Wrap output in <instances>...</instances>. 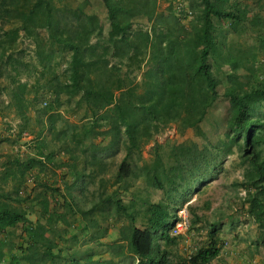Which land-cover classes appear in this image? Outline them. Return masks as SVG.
Returning a JSON list of instances; mask_svg holds the SVG:
<instances>
[{
    "label": "trees",
    "instance_id": "16d2710c",
    "mask_svg": "<svg viewBox=\"0 0 264 264\" xmlns=\"http://www.w3.org/2000/svg\"><path fill=\"white\" fill-rule=\"evenodd\" d=\"M102 1L110 25L107 34L100 17L84 11L88 0H78L72 5L62 0H0V75L8 79L5 87L9 104L22 122L27 121L28 109L34 107L35 120L40 124L38 135L31 138L33 154L16 148L6 155L0 154V234L20 229L21 240L20 253L14 250L7 255L0 253V264L79 263L78 257L69 258L56 240L64 238L66 227L73 224L66 213L57 211L56 203L52 204L50 191L62 195V204L73 212L81 227L91 229L90 235L98 241L108 230V224L99 223L93 211L101 203L113 206L112 210H104L107 215L104 219L108 221L113 216L125 219L119 227L118 239L107 243L116 256L130 257L137 264H170V250L160 243L162 239L169 244L177 237L170 233L176 219L170 205L177 194L186 195L193 179L191 169L186 172L185 165H189L186 161L193 166L196 159H204V150L194 140H182L170 144L174 165L167 166L158 152L151 162L145 159L139 168L135 160L141 156L142 146L166 124L175 123L179 131L193 128L201 134L200 122L220 94L229 99L230 107L225 138L214 148L221 154L237 151L243 177L235 180L234 185L246 189L244 201L248 203L249 214L264 229V112L259 110L264 104V77L250 72L243 78L237 72L239 62H232L227 72L228 83L220 93L221 79L210 62L221 22L234 30L246 20L258 24L259 38L264 44L260 13L250 14L245 0H187L188 7H181L180 11L193 15L185 25L180 23L173 0H169L167 14L158 13L159 0ZM251 1L258 9H264V0ZM138 15L151 21L150 31L134 27ZM13 21L18 24L10 25ZM19 38L32 41L36 60L24 57L23 48L17 47ZM49 41L71 51L62 78L52 67ZM122 64L126 67L123 73ZM96 69L101 74L94 75ZM135 69H142L140 80L132 75ZM40 72L50 73L42 85L54 97L53 104L43 100L44 108L35 106L36 96H30L29 78L37 74L35 81L40 82ZM77 93L89 118L79 122L67 120L66 126H57L62 117L61 95L71 97ZM43 129H47L48 135L42 138ZM23 131L20 128L17 138ZM98 137L100 140L108 137V144L100 145ZM121 143L126 151L115 176L111 180L99 178L98 192L90 196L88 207L87 200L79 202L74 192L65 194L60 186L40 176L48 165L65 167L73 171V186L82 185L86 165L93 167L87 174L93 179V171L105 168L98 153L107 148L116 152ZM138 176L144 177L148 198L144 200L138 193L137 200L132 197L125 202L119 193L127 189L129 178ZM28 180L33 183L30 189L19 193ZM10 182L12 189L6 188ZM153 190H158L161 196L152 197ZM34 212L39 214L36 219L29 217ZM58 221L62 224L57 228ZM218 228L217 222L209 224V240L188 257L189 264L208 262L219 254L223 241L217 235ZM86 256L85 262L98 263L93 260L92 249L87 250Z\"/></svg>",
    "mask_w": 264,
    "mask_h": 264
},
{
    "label": "rangeland",
    "instance_id": "374dc122",
    "mask_svg": "<svg viewBox=\"0 0 264 264\" xmlns=\"http://www.w3.org/2000/svg\"><path fill=\"white\" fill-rule=\"evenodd\" d=\"M76 1L78 0H62L63 3L66 2L71 5L75 4ZM173 2L174 10L180 15V23L185 25L188 24L193 13L190 12L187 14V12L185 13L180 11L181 7H188L187 0H173ZM245 2L249 4L250 14L259 12L261 19L264 21V9H258L251 0H245ZM168 6L169 0H159L157 6L158 13L167 14L169 11ZM84 11L96 13L101 19L104 28V34H107L110 25L107 19L106 7L103 1L88 0L84 7ZM17 24L18 23L16 21L10 23V25ZM151 26L152 23L147 19L146 16L138 15L134 18V27H142L150 31L152 28ZM41 32L44 34L45 30L41 29ZM259 35V25L252 24L250 20H246L245 22L241 23L235 30L232 29L228 23L221 22V25L218 29L217 45L211 49L210 58L213 70L221 79V83L218 87L220 93H222L228 83L227 72L231 70L232 62H239L237 72L241 74L243 78H246V76L251 73L256 75L261 73L260 70L264 63V44H262L260 41ZM17 47L18 49L23 48L22 53L26 59H37L35 55V47L30 39L19 38L17 41ZM47 47L53 52V57L51 59L53 69L61 76V78L64 77L71 51L66 46L56 42L49 41L47 43ZM38 68L40 69L41 67L39 66ZM121 68V72L123 73L126 67L122 64ZM141 70L142 69H135V71L132 73V75L136 76V80H140L142 78ZM93 73L94 75H99L101 74V71L96 69ZM39 74L41 78L40 82L35 81L37 74H34L29 78V82L31 84L30 96H36L34 101L35 106L44 108L42 103L43 100L47 99L49 104H53L54 97L49 92V89L42 85L48 79L50 73L46 72L42 74L40 72ZM38 83H40V85ZM7 84L8 79L5 76L0 75V120L1 122H7V124H11L8 126L10 127L11 131L10 129L8 131L10 134H16V140H0V154H4V152L8 153L11 150L12 144L14 145L12 147H15L19 150L23 148L21 147L22 144H24L23 149H30V143L32 141L31 138L33 136H37L40 129V124L35 120L36 111L34 107L28 109V118L26 122H22L21 119L20 121H15L16 116L14 115V107L9 104V97L5 87ZM34 86L37 88V91L35 90ZM229 107V99L220 94L219 97L208 108L206 115L200 122L202 129L201 134L197 133L193 128H186L183 131H179L175 123H169L163 127H160V129L149 139V141L142 146L141 156L135 160L137 163V168H139L145 159L151 162L155 156V153L158 152L167 166L174 165L175 158L170 153V144L182 140H194L197 142L198 147L204 150V159H196L193 166L190 167L192 162L189 163L186 161L187 164H189L188 167L185 165L186 172L189 173L191 169V172L193 173V179H191L189 182L188 192L186 195H183V193L177 194V199L174 200V203H177L178 206L175 212L181 206L185 204L187 205L189 211L188 228L177 235L176 240L169 244L160 239L161 245L164 246L166 244L169 248L170 259L177 257V254H183V252L185 253L186 250H184V248L189 250L197 244H203V237L208 226L206 224L197 223L198 221L196 218L201 213H203L201 206L205 205L206 202H223L226 205L229 202L233 203L235 206H237L235 213L236 216L240 218L238 222L241 221L240 225L236 226L234 230H238V232L253 231V226H251L249 219L245 217L242 211L245 202L244 196L246 194V189L243 186L234 185L235 180H240L243 177V169L239 165L238 153L237 151H234L229 154H221L217 151V148H214V145L219 142V140L225 138ZM259 110L264 112V104L259 106ZM59 111L62 114V117L57 120V126H66L67 120L69 122L85 121L87 119L84 118L89 114L85 104L80 100L78 93L71 97H68L66 94H62L59 102ZM45 114L47 113H43L42 115L45 116ZM18 122H20L22 125L20 128H23L24 132L28 133L27 136L22 135L17 138V134L20 130L18 127ZM46 134L48 135V131ZM97 140H100V137H98ZM103 140H108V137H105ZM103 140H101V142ZM123 148L124 147L121 145L122 150H119L118 153L116 152L114 157L116 156L119 158L123 153ZM108 178L111 180L113 176ZM133 178L137 183L143 184V176ZM32 184V181L28 180L25 187H23V189L21 187L19 193L23 194L25 191H28L27 188L32 186ZM11 185L12 183L10 182L8 185H6V188L12 189ZM95 185L96 184L91 185L92 187H89L90 189L88 188L84 190V193H81V190H78V192L76 191L78 188H74L75 190L73 192L77 195L79 202L87 200L85 204L86 207H88L90 204L88 203L91 198L90 196L96 194V192L92 193V188L93 191H95V187H93ZM112 189L113 186L109 187L108 191H111ZM159 194L160 193L158 191L154 192V195L159 196ZM119 195L125 202H128V193L124 192V190H121ZM56 196L60 201H63L62 195L56 194ZM52 202H55L56 205H62V202H58L55 197L52 199ZM13 203L18 204L16 201H13ZM189 204L193 206V209L190 208ZM98 207L99 208L97 209L96 213L99 215L101 209L103 210V208L105 211L113 209V206L108 203H103ZM67 214H70L69 216L73 225L66 227L67 231L64 233V238L67 237L69 232L72 235L70 234L68 237L69 239L66 238V240H64L65 243H63L60 239H58L57 242L63 247L64 253L68 255L69 258L75 256L78 257L79 263L77 264H137L136 260L130 257L119 258L118 256H113L111 253H109L110 251L107 244L109 240H107V238L111 236L110 233L104 240L98 241L96 238H94V236L90 235L91 229H85L84 227H81L79 223H77V218H74L75 216H73V212L70 211ZM33 216V214L29 215L30 218H33ZM115 221L116 220L113 216L108 219V221L101 220V224H108L109 226V223ZM58 227L60 226L58 225L57 228ZM14 230L13 232H2L0 235H2L1 238L3 239L8 237L12 238V236L14 238L17 237L16 240H14L12 250H14L16 253H20L19 246L21 240L20 237L17 236V234L20 232V229H17V233ZM50 231L51 233L54 232V230ZM108 231L109 230H106V233H108ZM75 234L77 239H75ZM55 249L57 250V248ZM88 249H92L93 260H98V263H89V261L85 262L87 257L86 252ZM5 251L3 253L4 255H7V247ZM1 261L2 259L0 258V262ZM67 264L76 263L69 261Z\"/></svg>",
    "mask_w": 264,
    "mask_h": 264
},
{
    "label": "crops",
    "instance_id": "0c3cea01",
    "mask_svg": "<svg viewBox=\"0 0 264 264\" xmlns=\"http://www.w3.org/2000/svg\"><path fill=\"white\" fill-rule=\"evenodd\" d=\"M260 72H261L260 77H264V63L262 65ZM14 115L16 116L15 121H18V120L20 121V118H19V116H17L15 110H14ZM88 118H89V115H87V117H85L84 119H88ZM20 124L21 123L18 122L19 128L21 126ZM9 125H11V124H7V122L6 123L1 122V120H0V140H16L15 139L16 134H14V133L10 134L8 131L10 129V127H8ZM10 131H11V129H10ZM46 133H47V129H43L40 137H42V138L46 137L47 136ZM1 137H2V139H1ZM4 137L5 138L10 137V138L5 139ZM96 141L100 142V145H103V146L107 145L109 142V140H103L102 142H101V140H96ZM1 143H3V142H1ZM121 145H122V143H121ZM12 146H14V145L12 144ZM12 146H11V150L9 152H12L13 151L12 149L15 148ZM21 147L24 148V144H22ZM30 147H31L30 149H26V148L23 149L22 148V149H20V151L22 153L29 152V153L33 154L35 150L31 145H30ZM119 150H122L121 146L119 147V149L116 152L118 153ZM125 151H126V149L124 147L123 153L118 158L116 156L114 157V155H116V152H113V150H111L110 148L109 149L108 148L102 149L98 153V156L101 157L102 160L104 161V164H105L104 167L105 168L103 170L93 171L92 173H94V174L92 176H95V177L93 179H90L87 174L92 171L93 167L90 165H86V176H84V179L81 183L82 185L76 184L75 186H73V181H74L73 180V178H74L73 171L68 170L65 167L64 168H55V167H51L48 165L45 168V170L40 173V176L43 178V180H46L48 183L50 182L54 186H60V191L65 193V194H67V192H73L76 188H78L76 191L81 190L80 192L82 193L84 190L88 189L89 187H92L91 185H94V184H96L93 187H95L96 193H97L98 192L97 189L99 187V185H98L99 178L100 177H112V176L114 177L115 176L117 169H118V164L121 161V159L123 158V156L125 155ZM6 154H7V152H4V155H6ZM65 158H66V156H62V159H65ZM0 159H1V157H0ZM58 160L59 159H57L56 161H58ZM81 165H82V163L80 162L79 166H81ZM129 181H130L129 186L127 187L126 190H124L126 193L129 194L128 199L133 197V199L137 200L136 197L138 196V193L144 200L148 198L146 188L143 187L145 184V180H143V182H142L143 184L137 183L133 177L129 178ZM30 187L27 188V190H29ZM149 190L152 192V190L150 188H149ZM155 191H158V190H153L152 197L157 199L161 196V194H159V196L154 195ZM87 192H88V190H87ZM92 192H93V188H92ZM49 194H51V195H49ZM49 194L48 195L50 198L55 197V199L58 200V202H63V201H60L59 198H57L56 193H52V191H50ZM135 200H134V203H135ZM52 204H55V202H52ZM101 204H103V203H101ZM101 204H99V206ZM190 205L191 204H189V206ZM35 206H36L37 210L40 209V206H38V205H35ZM55 206H56L58 212H61V213L63 212L66 214L69 213V210H67V207L64 206V204H62V205L58 204ZM136 207L137 208L140 207L138 202L136 203ZM177 207H178L177 203H174V202H172L170 205V209L173 211H175L177 209ZM98 208L99 207H97V209ZM201 208L203 209L202 210L203 213H201L199 216H197V218H196L198 221L197 223L206 224L209 227L210 223L217 222L219 224L217 235L223 241L219 254L216 255L214 258H212L210 261L204 262L201 264H264V229L260 228L259 224L250 216L249 211H248V203L247 202H244L242 211H243V214L245 215V217H247L249 219V223H251V226H253V231L251 230L249 232L248 231L238 232V230H236V231L234 230L236 228V226L240 225L241 221L238 222V220H240V218H238L236 216V213H235V211L237 210V206H235L233 203L229 202L226 205L223 202L211 201V202H206L205 205L201 206ZM97 209L95 211H93L92 215L95 216V218L99 220V223H101V220L107 221L106 219H104V217L107 216L104 214L105 209L104 208H103V210L101 209L100 215L98 213H96ZM231 213H233V214H231ZM32 214L34 215L32 219H36L39 215L38 212H34V213L29 214V215H32ZM97 214H98V216H97ZM69 215L70 214H67L68 218L70 219ZM114 219L116 220L115 222L109 223L108 233H105V235L100 237L99 240H101V241L104 240L109 233L111 234V236L107 238V240H109L107 243L114 242L118 239L119 227L121 224H123L125 219L123 216L116 217V218L114 217ZM139 223L142 224L144 222L140 221ZM57 224L59 226H61L60 224H62V223L60 221H58ZM208 227L206 228V233L203 237V239H204L203 244H206L207 241L209 240V238H208ZM70 234L71 233L69 232L67 234V237L62 238L60 240L63 243H65L64 240H66V238L69 239L68 237ZM1 236L2 235H0V253H3L6 249V247L8 248V252H9L10 250H12V246L14 244L12 242H14V240H16L17 237L14 238L12 236V238L8 237V238L3 239V238H1ZM17 236H18V234H17ZM76 237L77 236L75 234V239H77ZM1 239L3 242H1ZM56 240H58V237ZM201 245L197 244L189 250L187 248H184V250H186L185 253L183 252V254H177V257L170 259V264H189L187 261L188 257ZM108 249L110 251L109 253H111L113 256H115L114 252L110 249V247ZM125 252L128 253L127 249ZM169 257H170V255H169ZM119 258H121V257H119Z\"/></svg>",
    "mask_w": 264,
    "mask_h": 264
},
{
    "label": "built area",
    "instance_id": "2783aa9c",
    "mask_svg": "<svg viewBox=\"0 0 264 264\" xmlns=\"http://www.w3.org/2000/svg\"><path fill=\"white\" fill-rule=\"evenodd\" d=\"M23 135L27 136L28 133L23 131ZM188 225H189V211L187 205L185 204L176 211V219L170 229V233L172 235H179L181 232H183V230L188 228Z\"/></svg>",
    "mask_w": 264,
    "mask_h": 264
}]
</instances>
